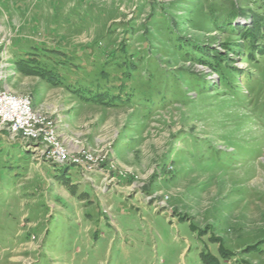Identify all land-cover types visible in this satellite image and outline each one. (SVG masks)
<instances>
[{
	"label": "rangeland",
	"instance_id": "rangeland-1",
	"mask_svg": "<svg viewBox=\"0 0 264 264\" xmlns=\"http://www.w3.org/2000/svg\"><path fill=\"white\" fill-rule=\"evenodd\" d=\"M0 88V264H264V0H0Z\"/></svg>",
	"mask_w": 264,
	"mask_h": 264
},
{
	"label": "built area",
	"instance_id": "built-area-1",
	"mask_svg": "<svg viewBox=\"0 0 264 264\" xmlns=\"http://www.w3.org/2000/svg\"><path fill=\"white\" fill-rule=\"evenodd\" d=\"M36 123L32 104L28 98L16 96L0 88V125L8 126L14 131L22 130L29 136L37 137L34 130ZM48 141L53 145V157L58 160H65L67 156L57 141L51 137Z\"/></svg>",
	"mask_w": 264,
	"mask_h": 264
}]
</instances>
